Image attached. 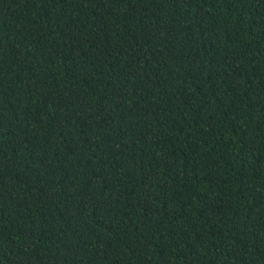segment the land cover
I'll return each instance as SVG.
<instances>
[{
	"label": "trees",
	"instance_id": "16d2710c",
	"mask_svg": "<svg viewBox=\"0 0 264 264\" xmlns=\"http://www.w3.org/2000/svg\"><path fill=\"white\" fill-rule=\"evenodd\" d=\"M0 264H264V0H0Z\"/></svg>",
	"mask_w": 264,
	"mask_h": 264
}]
</instances>
